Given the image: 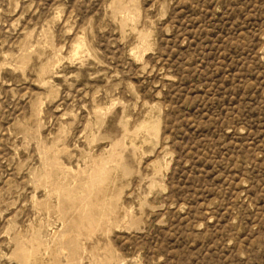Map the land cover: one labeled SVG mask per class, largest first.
<instances>
[{
    "label": "rangeland",
    "instance_id": "rangeland-1",
    "mask_svg": "<svg viewBox=\"0 0 264 264\" xmlns=\"http://www.w3.org/2000/svg\"><path fill=\"white\" fill-rule=\"evenodd\" d=\"M0 264H264V0H0Z\"/></svg>",
    "mask_w": 264,
    "mask_h": 264
}]
</instances>
